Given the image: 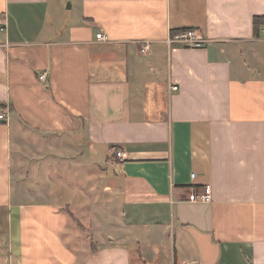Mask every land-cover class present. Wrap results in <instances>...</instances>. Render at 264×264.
Returning a JSON list of instances; mask_svg holds the SVG:
<instances>
[{
	"label": "crops",
	"instance_id": "obj_1",
	"mask_svg": "<svg viewBox=\"0 0 264 264\" xmlns=\"http://www.w3.org/2000/svg\"><path fill=\"white\" fill-rule=\"evenodd\" d=\"M255 16L264 0H0V264H264ZM184 29L204 47L167 44Z\"/></svg>",
	"mask_w": 264,
	"mask_h": 264
},
{
	"label": "built area",
	"instance_id": "obj_2",
	"mask_svg": "<svg viewBox=\"0 0 264 264\" xmlns=\"http://www.w3.org/2000/svg\"><path fill=\"white\" fill-rule=\"evenodd\" d=\"M0 27H3V22L0 19ZM263 34H264V28H263ZM98 39H103L105 36L102 33L97 34ZM167 44L170 46H183V47H188V48H201L204 47L206 40L201 37L195 29H184L181 31H177L174 33H171L167 40ZM149 45L146 44L142 49L141 52L145 53L148 50ZM47 75L46 73H42L40 75V80L41 81H46ZM174 90L178 89V86L173 87ZM7 118V114L5 112H0V119L4 120ZM117 157H124L125 154L122 150L116 151L115 152ZM194 176V174H193ZM201 201L203 202H211L213 200L212 196V186L211 185H206L204 189V193L199 197ZM180 264H190L187 261H184Z\"/></svg>",
	"mask_w": 264,
	"mask_h": 264
},
{
	"label": "trees",
	"instance_id": "obj_3",
	"mask_svg": "<svg viewBox=\"0 0 264 264\" xmlns=\"http://www.w3.org/2000/svg\"><path fill=\"white\" fill-rule=\"evenodd\" d=\"M262 27H264V16H255L254 18V29L257 35L260 34Z\"/></svg>",
	"mask_w": 264,
	"mask_h": 264
},
{
	"label": "rangeland",
	"instance_id": "obj_4",
	"mask_svg": "<svg viewBox=\"0 0 264 264\" xmlns=\"http://www.w3.org/2000/svg\"><path fill=\"white\" fill-rule=\"evenodd\" d=\"M86 239V238H85ZM87 240H88V238H87ZM86 242V241H85Z\"/></svg>",
	"mask_w": 264,
	"mask_h": 264
}]
</instances>
